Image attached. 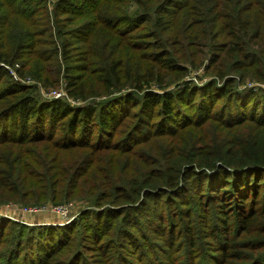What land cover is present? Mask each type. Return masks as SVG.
Here are the masks:
<instances>
[{
    "label": "trees",
    "instance_id": "obj_1",
    "mask_svg": "<svg viewBox=\"0 0 264 264\" xmlns=\"http://www.w3.org/2000/svg\"><path fill=\"white\" fill-rule=\"evenodd\" d=\"M247 79L264 0H0V205L83 203L62 226L0 215V264H264Z\"/></svg>",
    "mask_w": 264,
    "mask_h": 264
},
{
    "label": "rangeland",
    "instance_id": "obj_2",
    "mask_svg": "<svg viewBox=\"0 0 264 264\" xmlns=\"http://www.w3.org/2000/svg\"><path fill=\"white\" fill-rule=\"evenodd\" d=\"M49 6V11L51 12V3H48ZM142 32H145L144 30H141ZM206 63V60L204 61L203 64ZM7 67V66H5ZM9 68V67H8ZM9 73L13 75V77L17 78L16 74L12 69L10 68ZM21 80L27 83V81H30L32 85L36 88L37 95L39 96L40 99L42 100H49L51 98H55L54 95L58 94L61 92L60 97L61 98H66L70 103L75 104V105H80L81 102H77L75 100L68 99L66 95H64L63 92V80L60 81V85L58 88L54 89L51 87L44 86L42 84H38L34 82L32 79H30L29 76H22L20 77ZM189 80H191L194 84H199V83H205L207 80L211 79V76L207 74L201 65L198 67V69H194V71L191 72L190 76L188 77ZM23 82V83H24ZM246 83L240 84V88H251L255 90H260L264 89V83H259L256 81H250V80H245ZM199 84V85H201ZM55 91H59L56 93ZM56 93V94H55ZM11 204V203H6L3 204L0 207V213H6L8 215L13 216V218H8L5 217L4 215H1L5 218L10 219L11 221H17L18 223H23V225H56V226H62L65 224H69L72 220L78 217L80 210L82 209V202L79 203H71V205H66V204H61L65 205L62 207H44L40 209H32L33 211L31 212H24V207L21 206L20 204H13L16 206H8L5 207L6 205ZM87 253H91V250H86ZM96 253V251H94Z\"/></svg>",
    "mask_w": 264,
    "mask_h": 264
},
{
    "label": "built area",
    "instance_id": "obj_3",
    "mask_svg": "<svg viewBox=\"0 0 264 264\" xmlns=\"http://www.w3.org/2000/svg\"><path fill=\"white\" fill-rule=\"evenodd\" d=\"M56 93H58L59 91H55ZM55 93V94H56ZM60 94H61V92H59L58 94H56V95H54V97H59L60 96ZM66 205H71V203H68V204H66ZM8 206H16V205H13L12 203L11 204H8V205H6L5 207H8ZM62 206H65V205H56V206H52V205H44V206H39V207H24V212H31V211H33L32 209H40V208H44V207H51V208H53V207H62ZM1 211V210H0ZM0 215H4L5 217H8V218H13V216H11V215H8V214H6V213H0Z\"/></svg>",
    "mask_w": 264,
    "mask_h": 264
}]
</instances>
